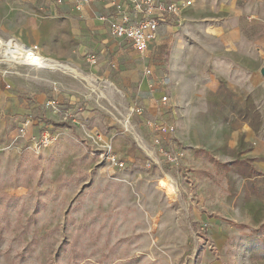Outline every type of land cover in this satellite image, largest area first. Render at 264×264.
Segmentation results:
<instances>
[{
  "label": "rangeland",
  "instance_id": "obj_1",
  "mask_svg": "<svg viewBox=\"0 0 264 264\" xmlns=\"http://www.w3.org/2000/svg\"><path fill=\"white\" fill-rule=\"evenodd\" d=\"M223 1L192 0L181 25L164 24L169 50L179 39L192 46L195 38L224 37L221 27L235 16L215 9ZM46 18L50 35L42 45L0 36V60L20 62L0 64L8 90L33 107L51 89L68 106L32 109L31 132L0 144V264H264V84L249 103L201 95L177 115L175 95L166 94L149 113L116 87L112 63H97L95 35L72 34L63 18ZM251 24L239 19L242 31ZM28 53L75 73L21 62ZM137 62L144 72L160 68L148 56ZM147 121L173 132L160 134ZM243 123L254 130L251 141ZM177 149L184 153L180 165L163 171V153Z\"/></svg>",
  "mask_w": 264,
  "mask_h": 264
},
{
  "label": "crops",
  "instance_id": "obj_2",
  "mask_svg": "<svg viewBox=\"0 0 264 264\" xmlns=\"http://www.w3.org/2000/svg\"><path fill=\"white\" fill-rule=\"evenodd\" d=\"M57 1L0 0V36L7 35L25 44L32 45L35 42L42 45L50 35L46 17L58 16L66 20L63 23L68 25L72 34H91L98 38L100 51L97 54V63H102V68L108 67L106 63H112L108 54L114 55L124 49L132 50L131 58L125 64L122 63L125 65L124 71L116 75L113 81L121 92L130 95L136 103L140 100L143 108L150 111L149 113L159 109L158 102L166 94L175 95L177 106L180 107L177 115L182 112L184 106L202 101L201 95L230 94L233 95L234 101L249 103V95L264 84V0L219 2L215 9L220 14L235 16L230 27H221L224 37L204 38L199 41L195 38L192 46L183 43V39L176 40L168 50L167 61L157 64L160 68H152L149 75L144 74L138 65L139 57L129 43L122 42L121 46L113 47L109 43L112 38L106 37L109 34L107 19L118 15L111 2L119 5L118 0H106L94 9L85 10L84 6L80 12L73 10L72 0H62L61 4ZM69 11L74 13V18H69ZM240 18L252 22V30L249 33L252 37L254 35L255 39L245 36L239 26ZM162 41L163 37L159 36L158 30V38L153 43L160 45ZM216 42L223 47L221 52L217 53V50L211 47ZM147 56L149 57L148 52ZM137 73L141 75L138 83H135ZM132 83L137 85L136 91L133 90ZM59 99L60 96L50 89L47 94H40L31 107L22 95L13 94L8 90V84L0 75V144H10L17 138L22 121L32 109H42L48 102L63 106ZM63 107L68 108L67 105ZM7 118L14 119V125L9 126ZM48 118L54 120L52 115ZM248 125L249 123H243V132L246 140L251 141L254 130ZM30 132L31 129L28 128L27 133ZM209 137L205 139L211 146L213 139L210 140Z\"/></svg>",
  "mask_w": 264,
  "mask_h": 264
},
{
  "label": "built area",
  "instance_id": "obj_3",
  "mask_svg": "<svg viewBox=\"0 0 264 264\" xmlns=\"http://www.w3.org/2000/svg\"><path fill=\"white\" fill-rule=\"evenodd\" d=\"M73 10L80 12L84 6L91 4L95 0H72ZM130 5L134 16H127L125 10H121L119 5L111 2V6L115 7L118 18H110L108 21V30L111 38L120 43H129L132 49L137 53L138 57L144 59L147 56L148 45L155 42L158 38V28L161 23L166 24L167 19L173 25H181L182 13L192 5V0H125ZM58 4L62 0L57 1ZM95 63V61H93ZM144 74H150V70H145ZM160 101L164 103L167 97L163 96ZM134 112L138 115L143 113V110L137 108ZM150 128L156 129L160 134H171L172 127L167 125H157L156 122L147 121ZM31 124V119L26 117L19 128L20 136H26L28 127ZM44 142L48 141V133L43 134ZM183 151L180 149L174 152H164L163 159L174 167H178L183 159Z\"/></svg>",
  "mask_w": 264,
  "mask_h": 264
},
{
  "label": "trees",
  "instance_id": "obj_4",
  "mask_svg": "<svg viewBox=\"0 0 264 264\" xmlns=\"http://www.w3.org/2000/svg\"><path fill=\"white\" fill-rule=\"evenodd\" d=\"M106 15V14H105ZM170 19H167V25L172 24L170 23ZM165 24V25H166ZM164 25V23H161L159 25V36L163 37V41L162 44L160 45H155L153 42L150 43L148 45V55H149V63L150 65H156V64H160V63H165L167 61V57H168V50H169V46H170V42L171 39L167 33L166 30V26ZM252 30V26L249 28H245L243 29L244 34L248 37L251 38L252 36L250 35V31ZM133 55V51L130 49H124L119 53H115L114 55L108 54V58L110 60H112V65L114 66V68H116V72L117 75L119 73H121L122 71H119V65L120 64H125V62L131 58V56ZM129 64H127L128 67ZM139 72V71H138ZM137 79L135 83H138L139 77L141 75V73H137ZM131 86H133V90L136 91L137 90V85L136 84H131ZM119 89V88H118ZM61 105V104H60ZM162 169L163 171H173L174 169H176V167L170 165L168 162L166 161H162ZM152 169H156L157 168L155 166H152Z\"/></svg>",
  "mask_w": 264,
  "mask_h": 264
},
{
  "label": "bare ground",
  "instance_id": "obj_5",
  "mask_svg": "<svg viewBox=\"0 0 264 264\" xmlns=\"http://www.w3.org/2000/svg\"><path fill=\"white\" fill-rule=\"evenodd\" d=\"M21 62H32V63H44L45 62V63L51 64V65H54V66H58V67H60V68H62L64 70L70 71L72 73H75V71L72 70L71 67H68L66 65H63V64L57 62V61H54V60H51V59H46V58H43L41 56H38V55H35V54H32V53H28L25 58L23 57ZM12 63H20V62H18L16 60H0V64H12ZM86 80L92 86L95 83V80L92 79V78H86ZM124 123H125V125L127 127L129 126V123H128V121L126 119H125Z\"/></svg>",
  "mask_w": 264,
  "mask_h": 264
}]
</instances>
